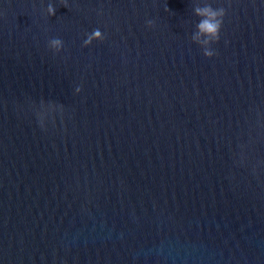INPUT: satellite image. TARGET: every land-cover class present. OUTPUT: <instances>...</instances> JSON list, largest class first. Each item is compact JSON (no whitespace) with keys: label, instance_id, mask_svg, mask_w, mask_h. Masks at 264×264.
Segmentation results:
<instances>
[{"label":"water","instance_id":"water-1","mask_svg":"<svg viewBox=\"0 0 264 264\" xmlns=\"http://www.w3.org/2000/svg\"><path fill=\"white\" fill-rule=\"evenodd\" d=\"M0 264H264V0H0Z\"/></svg>","mask_w":264,"mask_h":264},{"label":"clouds","instance_id":"clouds-1","mask_svg":"<svg viewBox=\"0 0 264 264\" xmlns=\"http://www.w3.org/2000/svg\"><path fill=\"white\" fill-rule=\"evenodd\" d=\"M196 15L201 19L196 24V31L192 39L198 44L202 45V53L206 57H211L215 54V49L212 45L220 38V29L225 15L224 8H213L211 5H204L203 7H196L194 9ZM47 12L53 15L55 6L53 4L47 5ZM149 26L152 24L151 20L146 22ZM103 33L99 28L93 29L90 33H85V38L82 41L83 46L89 45L93 40H102ZM47 46L54 52H59L63 48V41L59 37H53L47 42ZM75 92L80 91V86L76 85ZM40 123L43 125L44 117L40 114Z\"/></svg>","mask_w":264,"mask_h":264}]
</instances>
